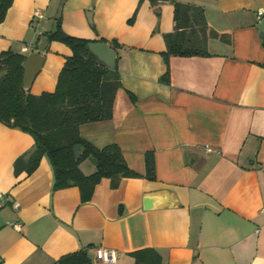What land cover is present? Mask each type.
Segmentation results:
<instances>
[{"label": "crops", "instance_id": "crops-1", "mask_svg": "<svg viewBox=\"0 0 264 264\" xmlns=\"http://www.w3.org/2000/svg\"><path fill=\"white\" fill-rule=\"evenodd\" d=\"M195 3L223 37L208 39L210 56H171L163 83L171 3H161L157 16L138 0H12L0 22V53L45 57L32 94L54 90L69 53L45 36L58 17L70 35L121 45L112 117L81 124L79 132L97 148L117 144L137 175L115 187L102 178L84 200L77 186L54 190L46 156L30 174L16 170L34 140L0 122V264H53L79 249L94 259L98 246L116 250V264H135L131 253L143 249L160 264H264V35L256 28L264 0ZM147 151L154 179L146 177ZM79 167L94 171L90 158ZM148 193L157 199L144 209Z\"/></svg>", "mask_w": 264, "mask_h": 264}, {"label": "trees", "instance_id": "trees-1", "mask_svg": "<svg viewBox=\"0 0 264 264\" xmlns=\"http://www.w3.org/2000/svg\"><path fill=\"white\" fill-rule=\"evenodd\" d=\"M147 1L157 16L160 4L173 5L174 28L163 34L165 50L161 52L166 69L159 78L169 83L171 56H210L208 39L218 37L207 24L204 10L195 0H138V5ZM12 0H0V22L4 20ZM136 11V10H135ZM134 12L128 23L135 18ZM48 42L58 41L69 53L56 78L53 91L32 94L22 86L23 66L27 54L10 50L0 53V122L9 127L29 133L33 148L15 161V168L25 169L30 174L41 158L46 156L53 170V189L77 186L82 199L90 197L95 185L102 179L111 180L113 187L126 176H136L122 154L120 147L111 143L97 148L84 140L79 132L81 124L106 120L112 117L116 91L122 87L117 66L107 68L88 49L92 41H106L116 51L121 48L116 40L104 38L86 39L70 35L61 27L57 18L55 28L45 34ZM223 37V36H219ZM133 98V96L130 94ZM83 148L79 158L74 157L73 147ZM86 158L94 163V171L84 174L79 165ZM146 177L155 178V160L152 151L144 154ZM135 264H160L158 256L143 249L131 253ZM53 264H96L86 249H79L60 256Z\"/></svg>", "mask_w": 264, "mask_h": 264}, {"label": "water", "instance_id": "water-1", "mask_svg": "<svg viewBox=\"0 0 264 264\" xmlns=\"http://www.w3.org/2000/svg\"><path fill=\"white\" fill-rule=\"evenodd\" d=\"M256 28L261 35H264V16L259 20ZM88 49L100 60L107 68L114 69L116 66L117 51L110 46L106 41H92L88 43ZM45 57L39 53H29L25 60L22 62L23 78L22 86L25 91H29L30 86L36 75L42 69ZM83 148L80 144H75L73 147L74 157L77 159L81 156ZM156 193H148L143 197L144 209H151L154 207L152 204L157 197Z\"/></svg>", "mask_w": 264, "mask_h": 264}, {"label": "built area", "instance_id": "built-area-1", "mask_svg": "<svg viewBox=\"0 0 264 264\" xmlns=\"http://www.w3.org/2000/svg\"><path fill=\"white\" fill-rule=\"evenodd\" d=\"M36 17H41V15L36 12L34 14ZM29 50V46L27 45H22L21 51L22 52H27ZM205 149L208 152L212 151V148L209 145H205ZM13 207L17 208L18 203L14 201ZM16 229L20 228L19 224H14ZM117 258H118V252L114 249L103 247V246H98L94 249V261L96 264H116L117 263Z\"/></svg>", "mask_w": 264, "mask_h": 264}]
</instances>
